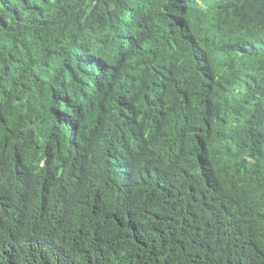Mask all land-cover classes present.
<instances>
[{
    "label": "trees",
    "instance_id": "trees-1",
    "mask_svg": "<svg viewBox=\"0 0 264 264\" xmlns=\"http://www.w3.org/2000/svg\"><path fill=\"white\" fill-rule=\"evenodd\" d=\"M0 264H264V0H0Z\"/></svg>",
    "mask_w": 264,
    "mask_h": 264
}]
</instances>
